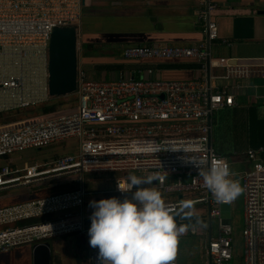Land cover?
<instances>
[{
	"label": "built area",
	"instance_id": "obj_1",
	"mask_svg": "<svg viewBox=\"0 0 264 264\" xmlns=\"http://www.w3.org/2000/svg\"><path fill=\"white\" fill-rule=\"evenodd\" d=\"M215 1L208 0L209 11L215 9ZM83 8V0H0V118L51 101V34L63 27L79 31ZM199 19L204 24L203 43L123 50L125 60L136 62L195 60L194 79H155L150 70L146 79L95 81L85 69L79 44L76 92L62 98L68 110L0 124V159L7 161L27 150L76 143L69 154L48 163L0 166V196L18 189H24L25 196L35 195L0 206V254L67 235L84 236L89 242L92 213L85 211L90 193L84 178L112 173L118 178L110 193L121 200L131 194L118 189L128 188L130 174L153 177V188L177 197L165 203L170 213H203L216 220L215 237L207 239V227L198 226L182 227L181 234L206 238V264H233V225L222 218L221 207L234 202L218 203L195 164L203 160L211 167L224 162L230 169L229 159L210 144L211 119L217 111L235 107V93L247 89L250 80L264 78V58H212L206 43L218 39L217 24L205 12ZM215 69H223V74H213ZM240 163L247 165L235 174L244 189L243 264H264V146L246 149ZM190 195L194 197L187 198ZM87 264H99L98 249L90 245ZM173 264H178L177 256Z\"/></svg>",
	"mask_w": 264,
	"mask_h": 264
},
{
	"label": "crops",
	"instance_id": "obj_2",
	"mask_svg": "<svg viewBox=\"0 0 264 264\" xmlns=\"http://www.w3.org/2000/svg\"><path fill=\"white\" fill-rule=\"evenodd\" d=\"M207 2L208 0H84L79 41L81 47L84 45L92 47L86 51L85 55L82 49L83 63L89 77L95 81L146 79L147 71L151 70L152 77L155 79L167 81L194 79L198 69L195 60L136 62L125 60L123 50L134 46L189 47L203 43L205 41L204 24L199 16L204 12L208 13L210 20L217 24L218 39L209 43L212 58L231 60L264 58V0H216L214 2L216 7L211 11L208 10ZM214 72L222 75L223 69L212 70L213 74ZM217 86L221 84L217 83ZM235 103V107L216 113L234 110L233 112L238 115L234 118L229 117L228 122H232L231 119L233 122L236 120L243 122L248 106L257 105L260 113L263 114L264 78L252 79L247 89L236 92ZM213 117L212 130L215 126L217 127ZM225 121L227 122L224 120V123ZM212 130L210 141L213 147ZM69 144L71 148L76 143L71 141ZM213 149L217 153L222 151L215 147ZM245 150L243 149V153ZM225 153L232 164L231 167H234L237 162L239 172L246 170L247 165L239 161L234 162L229 158V154L235 156L240 151L231 153L225 151ZM108 186L111 187L110 190H113L114 183ZM150 186L153 188V183L143 185V187ZM240 199L242 206V197ZM85 211L92 213L93 209H88L86 204ZM71 236L81 239L82 247L89 250L88 239L79 235L62 236L50 239L47 243L50 245L52 240L60 243ZM212 237H215L212 235V230L211 232L208 230L207 239ZM85 254L87 264L88 254ZM0 264H33V248L22 246L7 254H0ZM51 264H62L59 256L52 255V250ZM204 264H206V255Z\"/></svg>",
	"mask_w": 264,
	"mask_h": 264
},
{
	"label": "clouds",
	"instance_id": "obj_3",
	"mask_svg": "<svg viewBox=\"0 0 264 264\" xmlns=\"http://www.w3.org/2000/svg\"><path fill=\"white\" fill-rule=\"evenodd\" d=\"M178 151V150H175ZM206 161L195 166L204 185L218 203L230 204L244 191L227 163L207 167ZM123 200L112 197L91 201L93 209L88 230L89 245L98 249L99 264H173L177 255L178 227L162 195L151 184L153 177L131 176ZM134 189V190H133ZM190 207V204H186Z\"/></svg>",
	"mask_w": 264,
	"mask_h": 264
},
{
	"label": "rangeland",
	"instance_id": "obj_4",
	"mask_svg": "<svg viewBox=\"0 0 264 264\" xmlns=\"http://www.w3.org/2000/svg\"><path fill=\"white\" fill-rule=\"evenodd\" d=\"M86 52H84V55ZM83 55V58H84ZM82 58V60H83ZM84 61V60H83ZM215 75H221L219 72H214ZM60 109V111L68 110V107L64 105ZM71 104L74 103L73 98H69L68 100ZM42 113L39 110L35 109L34 111H21L19 114H13L6 119H3L1 123L8 124L11 121H19L39 118ZM213 122L217 124L216 128L212 130V141L213 147L216 149L225 150L228 153L233 151H240L235 156L229 154V158L235 161H241L243 155V149H245V140L246 135L244 134V129H242V122H239L237 127L233 128L232 122H226L224 124L221 123L224 119L223 112L214 113ZM223 126H222V125ZM218 128V129H217ZM70 144H63L60 146H54L45 148L41 151L37 150H27L22 153L14 154L10 157V161L0 159V166L5 165L8 162H11L14 165L22 166L23 164H34V163H42V162H51L56 157L64 156L65 153L70 152ZM240 157V158H239ZM237 158V159H236ZM236 159V160H235ZM237 162H235L234 167H230V171L233 173L239 172ZM131 176H136L134 174H130ZM138 177V176H137ZM118 178V175L112 173H102V174H89L84 178V187L89 192H93V194H107L111 186L115 180ZM234 179H238V175L233 177ZM21 192V194L19 193ZM24 189H18L15 191H10L6 194H2L0 196V205L1 203L8 204L12 199L16 197H24ZM41 193V192H40ZM38 193V195L40 194ZM90 193V192H89ZM164 197V196H163ZM170 199L177 200L175 196H169ZM194 196L190 195L187 198H192ZM240 195L232 206H222L221 207V216L225 220H230L233 227L236 228L234 232V259L233 264H243V239L241 236V231L243 228V211L241 206V198ZM24 199V198H23ZM193 207L192 210H194ZM212 235L216 236L217 232V221L212 220ZM77 236L68 237L66 240L61 241L60 243L52 240L50 242L52 255L59 256L62 264H86V254H88L89 250H86L82 247V241ZM207 243V240L203 236H190L185 234H180L178 236V244H177V258L178 264H204L205 255L203 246Z\"/></svg>",
	"mask_w": 264,
	"mask_h": 264
},
{
	"label": "water",
	"instance_id": "obj_5",
	"mask_svg": "<svg viewBox=\"0 0 264 264\" xmlns=\"http://www.w3.org/2000/svg\"><path fill=\"white\" fill-rule=\"evenodd\" d=\"M79 44V31L75 27L56 28L51 34L48 66V87L51 101L70 97L76 92ZM207 48L209 51V43H207ZM171 214L178 227L198 226L207 227L210 232L212 230L211 218L203 213L187 211ZM33 264H51L49 243L45 242L33 247Z\"/></svg>",
	"mask_w": 264,
	"mask_h": 264
},
{
	"label": "trees",
	"instance_id": "obj_6",
	"mask_svg": "<svg viewBox=\"0 0 264 264\" xmlns=\"http://www.w3.org/2000/svg\"><path fill=\"white\" fill-rule=\"evenodd\" d=\"M91 48L92 47L90 45H84L82 47L83 53L88 51ZM61 100L62 99L50 101L47 105L37 108V110H39L40 113H42V115H48V114L58 112L63 107V101H61ZM31 111H34V110H31ZM233 111L234 110H231L230 112H227V111L223 112L224 119H223V122L221 121L222 124H224V120H227V122H228L229 117L234 118V116L236 117L238 115L237 113H234ZM19 113L20 112L15 113V114H19ZM9 116H11V115L1 117L0 118V124H1L3 119H6ZM245 117H246L245 120L241 123V125H243L242 129H244V132H245L244 134L246 135V137H245L246 138V140H245V147L246 148L245 149H248V148L257 149V148L263 147L264 146V113L263 114L260 113L259 106L250 105V106H248V108L246 110ZM231 121L233 124V128L237 127L239 122H237V120L235 122H233V119H231ZM215 125H217V124H215ZM217 126H219V125H217ZM215 128H216V126H215ZM218 154H220L223 157H227L226 156L227 153H225V151H223V150L218 152ZM148 188H152V187L150 186ZM160 193H161L162 198H163L165 203L173 201L172 199H170V197L168 195H164L162 192H160ZM48 194H50V192H43V193H41V196L48 195ZM90 194L86 199V204H87L88 209H92V208H90V202L91 201H99L101 199H108V198H112V197L118 198V196L113 194V193H110V194L109 193H107V194H103V193L93 194V192H90ZM130 196H131V194L128 197H130ZM34 198H35V195L28 194V195L21 197V198L16 197V198L12 199L10 202H8V204H16V203H19V202H22L25 200H32ZM3 205H7V204L1 203L0 206H3ZM235 229L236 228L233 227L234 232H235ZM177 261H178V258H177Z\"/></svg>",
	"mask_w": 264,
	"mask_h": 264
}]
</instances>
